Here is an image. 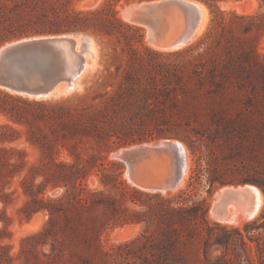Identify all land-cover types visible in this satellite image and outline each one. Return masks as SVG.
Listing matches in <instances>:
<instances>
[{
  "label": "trees",
  "instance_id": "16d2710c",
  "mask_svg": "<svg viewBox=\"0 0 264 264\" xmlns=\"http://www.w3.org/2000/svg\"><path fill=\"white\" fill-rule=\"evenodd\" d=\"M79 1L0 0V44L73 31L115 37L126 53L117 84L90 104L36 100L0 89L5 118L0 122V264H12L10 246L1 241L9 223L6 206L16 192L6 188L15 177L26 196L19 212L27 218L47 213L43 227L20 243L49 242L58 264L74 258L108 264L116 251L105 250L100 236L128 223H142L143 231L119 248L128 247L125 253L140 264H209L213 244L230 250L233 229L243 249L255 242L264 264V200L260 214L241 231L210 221L206 198L193 191L201 187L208 196L219 185L248 182L264 198V158L256 165L238 163L253 144L264 148V113L255 112L264 107V56L257 51L264 0H256L253 13L222 9L220 3L229 0H202L209 13L205 31L189 46L169 51L148 46L144 29L118 15L119 3L135 0H103L89 8L76 7ZM158 137L182 140L192 159L186 190L174 195L130 185L122 178V164L107 158L120 146ZM11 142L35 147L37 158L29 160L26 148ZM63 151L66 158H60ZM91 175L98 177L95 187L87 182ZM48 188L59 191L45 196ZM215 228L221 232L215 235Z\"/></svg>",
  "mask_w": 264,
  "mask_h": 264
},
{
  "label": "water",
  "instance_id": "95a60500",
  "mask_svg": "<svg viewBox=\"0 0 264 264\" xmlns=\"http://www.w3.org/2000/svg\"><path fill=\"white\" fill-rule=\"evenodd\" d=\"M198 2L207 7L202 0H136L123 5L119 14L124 21L144 29L148 46L177 50L196 41L191 40L203 17ZM93 49L97 51V42L92 36L73 31L6 41L0 45V89L36 100L65 96L82 86ZM188 154L186 144L172 137L128 144L112 152L124 165L128 181L149 193L178 189L188 173ZM255 187L259 188L248 182L222 186L210 203L213 216L218 221L226 219L231 204L252 213Z\"/></svg>",
  "mask_w": 264,
  "mask_h": 264
},
{
  "label": "rangeland",
  "instance_id": "374dc122",
  "mask_svg": "<svg viewBox=\"0 0 264 264\" xmlns=\"http://www.w3.org/2000/svg\"><path fill=\"white\" fill-rule=\"evenodd\" d=\"M102 1L103 0H82L77 2L75 6L78 8L95 7L99 5ZM126 3L128 2H121L117 5L118 15L120 8ZM220 6L224 10L234 9L239 13H253L258 10V4L256 3L255 5H253L252 0H229V1L221 2ZM208 20H209V13H208ZM205 29L203 31H205ZM86 34L92 36L97 42V51L95 54L94 66L87 69L84 75L82 76L81 78L82 86L79 89H76L65 96H61L51 100L67 99V100H71L72 102L73 101L77 102L79 99H81L82 103L90 104L91 102H93L92 101L93 96H97L96 100H98L99 98L98 96H102L105 94V92L110 91L112 87L115 86L119 81L120 73L117 71V69L118 68L121 69L125 65V59H126V53L122 51L120 43L117 41L115 37L99 38L89 33ZM144 36H145V32H144ZM257 51L261 56H264V34L261 36V39L257 46ZM246 109L247 111L251 110V108H246ZM255 112H261L263 114L264 113L263 105L260 104V106H257ZM4 120L5 118L2 115H0V122ZM159 138L162 137H158L150 140H143L141 142L157 140ZM22 140H24L23 135L20 138V141ZM134 143H139V142H133L131 144ZM10 145L25 147L26 150L28 151L29 160H35L37 158V150L33 146H30L23 142L18 144L15 142H11ZM87 150L93 151L94 149L87 144ZM225 150L227 149L225 148ZM112 152L113 150L108 153L107 156L108 160H115L120 164H122L120 161H118L112 156ZM244 154L246 155V157H244L243 159L240 158L238 160L240 167L242 166L244 167L245 163H251L252 165H256L257 162L262 161L264 158V148H262V146L257 142L253 144V150L251 153L245 152ZM251 155L254 156L252 160H251L252 158ZM188 156H189V168H188V173L186 174V177L184 179L185 181L183 185L167 195H174L177 194L179 191L186 190L187 181L192 166V159L190 154H188ZM60 158H66L65 151H63ZM122 166H123L122 178L125 179L127 183L132 185L128 181L125 175L123 164ZM40 178L41 177H37L34 180V182L38 183L40 181ZM19 180H20L19 177H15L12 180L11 185L6 188V191L16 189V192L13 194L10 203L6 206V213L9 216V220H8L9 223L7 225V232L5 233V237L1 241V244L10 246L9 253L12 256V264H58V259L53 255V253L50 250L49 242L45 245H41L40 243H38L39 241L38 238H29L24 240L23 244L20 243L22 238H25L26 236L38 232L43 227L44 223L47 220V213L45 211H38L27 218L19 212L20 206L23 204V202L26 199V196L23 194L22 188L19 184ZM87 182L91 187H95L99 184L98 177L95 175H91L88 178ZM237 184H242V183H237ZM237 184H232V185H237ZM224 185H230V184H224ZM224 185L217 186L215 190L208 196L206 195L205 189H202L201 187H198V189H194L193 191L195 192L196 190V197L206 198L208 202L207 217L210 221H216L223 225H226L228 228H239L241 231H243V224L247 222V220L242 221L240 223L229 224L222 221H218L210 213L209 208L213 198V194ZM56 189L58 188H48L45 192V196H55L57 194ZM133 207L136 209H140L139 206L133 205ZM262 208H263V202H262V207L256 216L260 214ZM250 220L251 219H249L248 221ZM0 227H2V223H0ZM142 231H143L142 223H128L124 225H117L105 231L100 236V244L105 250L116 251V254L112 256L108 264H140L139 260L130 257L125 253L126 250H128V247L119 248V245L135 238ZM231 231H232L231 232L232 241L230 245V250H224L223 247L217 244H213L209 249V254H208L209 264L211 263L260 264L255 242H249L250 244L249 247L243 249L240 244L239 236L237 235V232L234 229ZM220 232H221L220 228L214 229L215 235ZM200 244H201L200 241H196L195 249L197 248L198 252L201 251ZM21 248L22 250H20ZM81 253L86 255L85 252L83 253V250H81ZM64 262L65 264H82V262L78 258H74L71 261L66 259L64 260ZM196 263L206 264L203 263L202 261ZM92 264H105V263L99 260L98 258H93Z\"/></svg>",
  "mask_w": 264,
  "mask_h": 264
},
{
  "label": "bare ground",
  "instance_id": "6f19581e",
  "mask_svg": "<svg viewBox=\"0 0 264 264\" xmlns=\"http://www.w3.org/2000/svg\"><path fill=\"white\" fill-rule=\"evenodd\" d=\"M252 3H253V5H255L257 3V1L256 0H252ZM198 4H199L200 9H201V11L203 13V17H202L201 24H200L196 34L194 35V37L192 38L191 41H195V40L198 39V37L201 36V33L204 32L203 30L206 28V25H207V22H208V8L202 3L198 2ZM120 13H121V8H120ZM93 52H94V56L92 57V59L90 61H88L86 63L84 73L86 72L87 69H89L90 67L94 66L96 49H93ZM184 181L185 180H183L182 185H183ZM171 192L172 191L165 192L164 194H169ZM262 202H263L262 193L259 190V188L255 187V209L253 210V212L250 213V214L246 213V212H243L238 207H236L234 204H231L230 207H229V211H230L229 214L230 215L226 219H223L222 222L229 223V224L230 223L235 224V223H240V222L245 221V220L248 221L249 219L254 218L259 213V211H260V209L262 207ZM210 213L212 214L211 211H210ZM212 216H213V214H212Z\"/></svg>",
  "mask_w": 264,
  "mask_h": 264
}]
</instances>
